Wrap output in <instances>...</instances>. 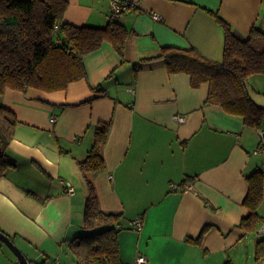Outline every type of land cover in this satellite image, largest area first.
I'll return each mask as SVG.
<instances>
[{
	"label": "crops",
	"instance_id": "crops-1",
	"mask_svg": "<svg viewBox=\"0 0 264 264\" xmlns=\"http://www.w3.org/2000/svg\"><path fill=\"white\" fill-rule=\"evenodd\" d=\"M66 1L71 25L105 27L112 19L111 0ZM216 13L242 38L255 27L264 31V0H141L117 19L131 32L124 57L105 43L84 57L87 78L64 91H5L0 102L19 125L9 148L16 166L0 181V230L30 262L78 264L69 244L83 232L90 180L101 210L123 214L118 238L125 264L140 257L148 264L253 263L264 222L252 233L239 224L250 215L247 177L264 171V125L251 128L208 104V84L195 89L190 76L170 75L163 61L141 62L163 47H194L221 61ZM252 77H261L251 79L264 93V75ZM99 123L111 125L106 167L85 177L79 163ZM188 184L193 189L185 190ZM259 213L264 218V191ZM205 225L213 227L201 245L187 241ZM8 249L0 243V264H19Z\"/></svg>",
	"mask_w": 264,
	"mask_h": 264
},
{
	"label": "trees",
	"instance_id": "trees-1",
	"mask_svg": "<svg viewBox=\"0 0 264 264\" xmlns=\"http://www.w3.org/2000/svg\"><path fill=\"white\" fill-rule=\"evenodd\" d=\"M67 7L66 0H0V98L8 89L26 92L33 88L49 93L66 90L70 84L87 78L84 57L105 43L113 44L124 57L131 32L123 24L111 19L105 27H77L65 21ZM215 17L224 33L221 61L205 57L194 47H163L157 56L141 62L163 61L170 75L190 76L195 89L208 84V104L218 105L242 117L247 126L262 130L264 107L251 97L248 82L252 76L264 75V31L255 27L242 38L221 15L216 13ZM140 69L141 64H137L135 72ZM18 125L17 116L0 102V181L16 166L9 148ZM110 130V123L97 125L94 144L87 158L79 163L85 177L105 169L102 152ZM87 182L85 233L71 241L69 247L78 264H125L118 238L123 214L103 212L94 183ZM247 182L249 192L244 206L250 215L239 227L252 233L264 222L259 213L264 171L257 169ZM212 227L205 225L197 239L187 241L201 245ZM263 259L264 237L255 247V261Z\"/></svg>",
	"mask_w": 264,
	"mask_h": 264
},
{
	"label": "built area",
	"instance_id": "built-area-1",
	"mask_svg": "<svg viewBox=\"0 0 264 264\" xmlns=\"http://www.w3.org/2000/svg\"><path fill=\"white\" fill-rule=\"evenodd\" d=\"M141 0H111V18L112 19H118L121 15H123L125 12L131 10V9H136L138 6H140ZM153 19L156 21H162V17L158 14L153 15ZM179 122H183L184 119L182 117H177L176 118ZM52 122H56L57 119L55 117L51 118ZM260 149L261 151L264 152V133H261V143H260ZM173 190H180V186L178 185H173L172 186ZM193 189L192 185H187L185 187V190H191ZM67 192L69 194L74 195L75 190L72 186L68 185L67 187ZM134 227L137 230H141L142 227V221L140 219H137L134 221ZM261 233H264V228L261 230ZM49 264H61L58 259H52V261ZM137 264H148V260L145 257H140L138 259Z\"/></svg>",
	"mask_w": 264,
	"mask_h": 264
},
{
	"label": "water",
	"instance_id": "water-1",
	"mask_svg": "<svg viewBox=\"0 0 264 264\" xmlns=\"http://www.w3.org/2000/svg\"><path fill=\"white\" fill-rule=\"evenodd\" d=\"M0 241L15 254V256L18 258L19 264H33L26 258L23 252L15 245L13 240L8 235H6L1 231H0Z\"/></svg>",
	"mask_w": 264,
	"mask_h": 264
},
{
	"label": "rangeland",
	"instance_id": "rangeland-1",
	"mask_svg": "<svg viewBox=\"0 0 264 264\" xmlns=\"http://www.w3.org/2000/svg\"><path fill=\"white\" fill-rule=\"evenodd\" d=\"M255 76H257V75H255ZM251 78H261V77H251ZM251 78L249 79L251 81L248 82L249 83L248 89H249L250 95L253 98V100L257 99V101H259V103L263 104L262 107H264V93H259L258 90L256 92L257 84H256V82H254V79H251ZM263 125H264V121H263ZM263 129H264V126H263ZM85 207H86V204L84 206V213H85ZM84 233L85 232H82L81 235H83ZM0 243H1V241H0ZM6 249H8V248L6 247ZM29 255L32 256V254H29ZM64 257H69V255H65ZM42 261H43V259L38 260V262H42ZM252 262H253L252 264H257V262L255 261V258ZM258 264H264V259Z\"/></svg>",
	"mask_w": 264,
	"mask_h": 264
}]
</instances>
